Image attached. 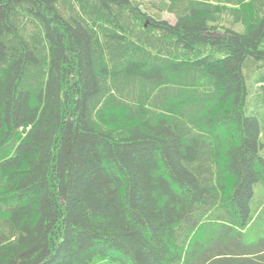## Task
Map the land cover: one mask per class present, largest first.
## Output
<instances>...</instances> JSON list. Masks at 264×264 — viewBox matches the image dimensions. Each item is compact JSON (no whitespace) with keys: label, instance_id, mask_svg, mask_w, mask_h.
Instances as JSON below:
<instances>
[{"label":"trees","instance_id":"obj_1","mask_svg":"<svg viewBox=\"0 0 264 264\" xmlns=\"http://www.w3.org/2000/svg\"><path fill=\"white\" fill-rule=\"evenodd\" d=\"M0 264H264V0H0Z\"/></svg>","mask_w":264,"mask_h":264},{"label":"rangeland","instance_id":"obj_2","mask_svg":"<svg viewBox=\"0 0 264 264\" xmlns=\"http://www.w3.org/2000/svg\"><path fill=\"white\" fill-rule=\"evenodd\" d=\"M163 18H165V19H168V20H170V21H172V17L171 16H169V15H163Z\"/></svg>","mask_w":264,"mask_h":264}]
</instances>
